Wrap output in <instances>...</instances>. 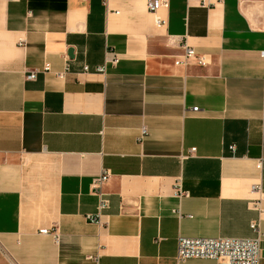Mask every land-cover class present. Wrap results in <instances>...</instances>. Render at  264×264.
I'll use <instances>...</instances> for the list:
<instances>
[{
  "label": "crops",
  "instance_id": "obj_1",
  "mask_svg": "<svg viewBox=\"0 0 264 264\" xmlns=\"http://www.w3.org/2000/svg\"><path fill=\"white\" fill-rule=\"evenodd\" d=\"M263 155L264 0H0V264H216L177 240L264 227Z\"/></svg>",
  "mask_w": 264,
  "mask_h": 264
},
{
  "label": "built area",
  "instance_id": "obj_2",
  "mask_svg": "<svg viewBox=\"0 0 264 264\" xmlns=\"http://www.w3.org/2000/svg\"><path fill=\"white\" fill-rule=\"evenodd\" d=\"M168 6V0H146L147 10L155 14L159 9L166 8ZM156 23H161L160 19H156ZM181 54L175 61L177 66H188L192 62L206 66L208 64L206 55L199 54L194 48L183 44L180 46ZM113 64L117 63V59L112 61ZM87 71L88 68L84 67ZM48 71V68H44L43 72ZM99 73H105L106 64L97 68ZM41 73L38 70L32 71L26 76L27 81H34L37 75ZM193 111H197V108H193ZM146 130H141V135L144 136ZM233 149V147H232ZM195 149L191 150L194 153ZM264 161V155L257 162V167L260 168ZM109 174L104 172L101 176L93 179L91 184V193L96 195L99 199L97 213L94 216H88V221L100 224L102 212L109 206V200L103 193L102 187L107 182ZM174 196L181 200L189 196L188 192L184 191L180 181H177L173 187ZM252 190L255 193L261 194V185L253 184ZM261 199H257L251 204L253 208L258 212H263L260 208ZM175 214L181 216L180 211H176ZM254 236L250 238H217V239H203V238H183L180 237L177 240V253L176 261L178 263H184L188 260H212L216 264H261L262 261V242L264 241V227L260 221L253 222L250 226ZM41 234H47L46 229L40 231ZM55 233V232H54ZM56 234V233H55ZM8 264H16L14 261H10Z\"/></svg>",
  "mask_w": 264,
  "mask_h": 264
}]
</instances>
